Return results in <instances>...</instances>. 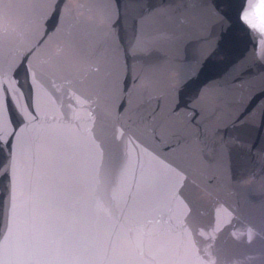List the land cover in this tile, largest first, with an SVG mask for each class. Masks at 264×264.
I'll use <instances>...</instances> for the list:
<instances>
[{
    "label": "water",
    "instance_id": "obj_1",
    "mask_svg": "<svg viewBox=\"0 0 264 264\" xmlns=\"http://www.w3.org/2000/svg\"><path fill=\"white\" fill-rule=\"evenodd\" d=\"M228 10L226 0H0V78L23 84L27 69L37 105L29 111L40 117L18 121L20 164L26 142L63 139L86 172L90 145L61 123L59 98L73 97L76 123L90 126L91 110L111 149L121 132L135 141L145 187L158 153L187 174L199 222L232 221L216 241L218 264H264V98L249 102L264 59L257 34ZM7 168L5 150L0 172ZM7 187L0 176L5 205Z\"/></svg>",
    "mask_w": 264,
    "mask_h": 264
},
{
    "label": "snow or ice",
    "instance_id": "obj_2",
    "mask_svg": "<svg viewBox=\"0 0 264 264\" xmlns=\"http://www.w3.org/2000/svg\"><path fill=\"white\" fill-rule=\"evenodd\" d=\"M226 4L223 15L232 20L234 9L235 19L257 34L258 56L264 59V0ZM23 79L21 84L15 74L7 83L0 78V153H8V168L0 172L8 180L7 205L0 195V264H218L216 241L232 221L221 223L210 215L199 222L187 174L158 153L151 154L158 171L145 187V161L135 141L121 132L111 149L96 135L91 110L90 126L76 123L82 117L73 97L67 104L59 98L61 123L90 145L86 172L76 146L63 139L26 142L21 165L16 129L19 123L40 122L29 111L37 105L27 69ZM254 87L249 102L264 98V83ZM128 168L133 178L126 182Z\"/></svg>",
    "mask_w": 264,
    "mask_h": 264
}]
</instances>
